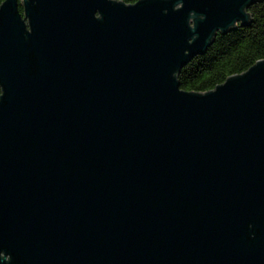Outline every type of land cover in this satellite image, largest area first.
<instances>
[{
    "label": "water",
    "instance_id": "1",
    "mask_svg": "<svg viewBox=\"0 0 264 264\" xmlns=\"http://www.w3.org/2000/svg\"><path fill=\"white\" fill-rule=\"evenodd\" d=\"M258 1L3 2L0 264H264V61L178 81Z\"/></svg>",
    "mask_w": 264,
    "mask_h": 264
},
{
    "label": "trees",
    "instance_id": "2",
    "mask_svg": "<svg viewBox=\"0 0 264 264\" xmlns=\"http://www.w3.org/2000/svg\"><path fill=\"white\" fill-rule=\"evenodd\" d=\"M4 1L0 0V6ZM115 1L134 5L140 0ZM19 10L23 13L22 7ZM248 13L250 26L219 34L205 55L193 59L180 71L181 90L205 94L264 61V0L252 4Z\"/></svg>",
    "mask_w": 264,
    "mask_h": 264
},
{
    "label": "flooded vegetation",
    "instance_id": "3",
    "mask_svg": "<svg viewBox=\"0 0 264 264\" xmlns=\"http://www.w3.org/2000/svg\"><path fill=\"white\" fill-rule=\"evenodd\" d=\"M1 95H2V88L0 87V97H1Z\"/></svg>",
    "mask_w": 264,
    "mask_h": 264
}]
</instances>
